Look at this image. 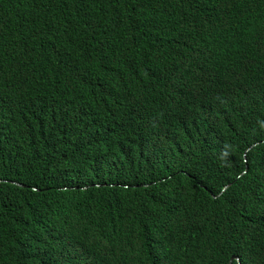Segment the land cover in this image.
Returning a JSON list of instances; mask_svg holds the SVG:
<instances>
[{
    "label": "trees",
    "instance_id": "obj_1",
    "mask_svg": "<svg viewBox=\"0 0 264 264\" xmlns=\"http://www.w3.org/2000/svg\"><path fill=\"white\" fill-rule=\"evenodd\" d=\"M169 8L172 38L154 51L138 34ZM141 65L206 95L239 73L264 86V0H0V264H264V127L208 113L181 136L180 158L160 160L161 141L125 129L105 144L96 128L112 123L94 106L80 117L78 100L109 97ZM36 111V131L9 130ZM119 140L133 146L114 163ZM82 145L95 146L72 159ZM169 177L201 179V193L172 191Z\"/></svg>",
    "mask_w": 264,
    "mask_h": 264
},
{
    "label": "clouds",
    "instance_id": "obj_2",
    "mask_svg": "<svg viewBox=\"0 0 264 264\" xmlns=\"http://www.w3.org/2000/svg\"><path fill=\"white\" fill-rule=\"evenodd\" d=\"M172 33L173 12L172 8H169L164 9L158 28L138 35L142 37L145 46L154 51H162L168 47ZM134 37L135 33L131 32L130 38L134 39ZM64 64L65 50L60 46L48 63L47 73L58 77L59 68ZM124 70L123 75L113 81L114 88L109 97L94 98V103L85 100L77 101V111L81 118L84 119L89 107L94 106L107 122L112 123V127L106 131H99L98 127L96 128L97 140L103 137L105 144L115 141L120 130H128L131 137L135 132H140L142 135L147 134L149 140H154L155 144L161 141L162 150L157 152V156L163 160L168 156L180 158L176 153L180 147L181 136L184 133L190 135L193 130L197 131L198 123L211 124L213 121L203 119V116L208 113L217 117V112H222L228 119L235 115L236 124L264 127V108L262 107L264 86L256 74H236L221 89L206 95L189 85L173 86L168 74L158 68L146 71L141 65ZM93 91L97 94L95 90ZM59 92L65 93L66 90L59 88ZM21 94L22 92H18V98ZM3 96H5L4 93ZM155 113L160 116L161 121L153 120ZM20 119L22 123L13 130L8 126L10 131L15 130L21 135L29 134L44 123L43 114L37 111L27 118L22 116ZM94 146H75L69 149L68 153L72 159L81 160L87 157ZM132 146V140H119L113 144L107 154L116 163L127 151L132 150ZM215 156V159L210 162V173L213 175L219 171L221 161L225 157L223 150L216 151ZM244 158L246 161V152ZM167 180L172 191L179 194L199 195L201 193V179L192 178L186 185H178L170 181V177ZM233 262L241 264L236 255L230 256L228 264Z\"/></svg>",
    "mask_w": 264,
    "mask_h": 264
}]
</instances>
